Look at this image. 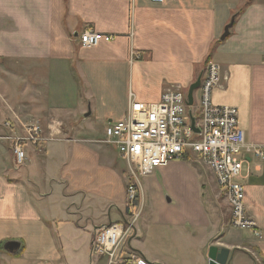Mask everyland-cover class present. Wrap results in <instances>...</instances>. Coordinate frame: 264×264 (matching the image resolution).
Listing matches in <instances>:
<instances>
[{
    "label": "crops",
    "instance_id": "1",
    "mask_svg": "<svg viewBox=\"0 0 264 264\" xmlns=\"http://www.w3.org/2000/svg\"><path fill=\"white\" fill-rule=\"evenodd\" d=\"M87 29L113 40L83 48ZM210 62L220 72L212 103L235 107L246 142L264 147V0H0V264H107L91 253L95 230L136 214L120 250L148 264H208L210 247L228 250L227 264H264V159L248 157L241 173L255 234L231 226L213 174L191 153L150 175L154 200L141 177L131 205L127 163L106 143L130 95L154 103L188 91ZM52 120L62 135L25 145L16 165L3 137Z\"/></svg>",
    "mask_w": 264,
    "mask_h": 264
},
{
    "label": "built area",
    "instance_id": "2",
    "mask_svg": "<svg viewBox=\"0 0 264 264\" xmlns=\"http://www.w3.org/2000/svg\"><path fill=\"white\" fill-rule=\"evenodd\" d=\"M77 39L83 48H91L101 42H111L113 36L87 29L79 33ZM219 81V67L207 63L198 88L196 108L194 95L192 106H188L187 93L179 87L164 92L160 100L154 103L140 102L130 95L125 116L106 127V143L113 146L127 163L132 178L127 187L131 205L138 199L141 177L151 175L158 168L167 166L171 161L182 160L191 153L213 174L218 189L230 207L231 226L239 230L250 229L258 234L255 222L245 212L241 173L248 157L264 159V147L246 142L245 133L238 125L235 107L212 103L211 93ZM191 117L194 118V128ZM61 128L62 123L58 120L50 121L45 131L41 125L32 123L25 126L24 135L3 138L10 144L15 164L21 166L26 158L25 145L40 149L46 142L61 136ZM136 218L137 214L130 221L111 223L95 230L91 253L104 257L107 264H148L142 257L132 253L123 254L120 250Z\"/></svg>",
    "mask_w": 264,
    "mask_h": 264
},
{
    "label": "water",
    "instance_id": "3",
    "mask_svg": "<svg viewBox=\"0 0 264 264\" xmlns=\"http://www.w3.org/2000/svg\"><path fill=\"white\" fill-rule=\"evenodd\" d=\"M231 24L225 27L224 33L221 39H224L226 36H228V32H229L228 30ZM201 76L197 78L196 81L192 83L188 88V91H187V105L188 106H192L193 104V95H194V92L198 90V88L200 87ZM191 125H192V128H194V118L192 117H191ZM17 248L18 246L15 243H7L5 245V250L8 252H13ZM228 257H229L228 250L217 249L216 247H210L208 251V264H227Z\"/></svg>",
    "mask_w": 264,
    "mask_h": 264
},
{
    "label": "rangeland",
    "instance_id": "4",
    "mask_svg": "<svg viewBox=\"0 0 264 264\" xmlns=\"http://www.w3.org/2000/svg\"><path fill=\"white\" fill-rule=\"evenodd\" d=\"M3 66L6 68V70H10V71H12V72H15L14 70H16L13 66L11 67L10 65H9V63H7V62H4L3 63ZM65 87V88H64ZM68 85L66 84V86H63V89L64 90H68ZM184 93H187V90L186 91H184ZM78 98H79V101L81 102V103H83L84 102V98H85V102L84 103H86L87 104V102L88 101H90V103H92V98L91 97H87V96H83L82 95V97L81 96H78ZM92 100V101H91ZM198 101H199V91L198 90H196L195 92H194V108H196L197 106H198ZM193 108V110H195ZM103 126H101V125H98V124H95V125H92V130H93V132L97 135V138L98 139H103ZM144 177H146L145 179H144V181H146V184H147V187H145L144 188V191H145V199H146V202H149V201H151V200H154L155 199V197L153 196L152 197V194L150 193V192H152L153 193V188H151V186H152V183H153V181H154V178L152 177V176H150V175H147V176H144ZM142 180V179H141ZM157 180V179H156ZM144 183V182H143ZM151 185V186H150Z\"/></svg>",
    "mask_w": 264,
    "mask_h": 264
}]
</instances>
